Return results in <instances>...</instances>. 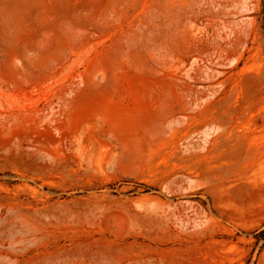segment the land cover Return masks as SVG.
Returning a JSON list of instances; mask_svg holds the SVG:
<instances>
[{
    "label": "rangeland",
    "instance_id": "rangeland-1",
    "mask_svg": "<svg viewBox=\"0 0 264 264\" xmlns=\"http://www.w3.org/2000/svg\"><path fill=\"white\" fill-rule=\"evenodd\" d=\"M0 264H264V0H0Z\"/></svg>",
    "mask_w": 264,
    "mask_h": 264
},
{
    "label": "bare ground",
    "instance_id": "bare-ground-1",
    "mask_svg": "<svg viewBox=\"0 0 264 264\" xmlns=\"http://www.w3.org/2000/svg\"><path fill=\"white\" fill-rule=\"evenodd\" d=\"M225 136V135H224Z\"/></svg>",
    "mask_w": 264,
    "mask_h": 264
}]
</instances>
